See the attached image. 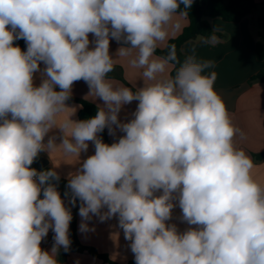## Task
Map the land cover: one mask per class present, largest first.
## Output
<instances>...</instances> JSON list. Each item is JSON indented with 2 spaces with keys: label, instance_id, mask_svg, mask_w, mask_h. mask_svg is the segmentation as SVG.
I'll use <instances>...</instances> for the list:
<instances>
[{
  "label": "clouds",
  "instance_id": "obj_1",
  "mask_svg": "<svg viewBox=\"0 0 264 264\" xmlns=\"http://www.w3.org/2000/svg\"><path fill=\"white\" fill-rule=\"evenodd\" d=\"M192 4L0 0V264H59L60 249L72 243L65 198L80 202L81 232L94 231L93 217H116L135 264H264V183L234 144L241 130L214 90L217 73H206L215 61L187 56L172 76L174 47L155 55L181 5ZM20 39L26 50L14 45ZM111 40L122 44L115 58ZM124 57L142 69L144 83L135 91L107 79ZM81 80L103 103L94 117L73 120L77 107L66 102ZM133 101L131 119L122 121ZM105 128L123 135L105 143ZM53 129L60 130L59 144L48 135ZM89 142L94 154L81 161ZM57 149L79 161L63 198L55 168L31 167L41 152ZM177 202L189 225L183 232L167 223ZM49 230L54 244L46 251L41 242Z\"/></svg>",
  "mask_w": 264,
  "mask_h": 264
},
{
  "label": "crops",
  "instance_id": "obj_2",
  "mask_svg": "<svg viewBox=\"0 0 264 264\" xmlns=\"http://www.w3.org/2000/svg\"><path fill=\"white\" fill-rule=\"evenodd\" d=\"M257 4L263 3L264 0H254ZM256 15V16H255ZM264 10L257 14L245 18L239 23H227L221 19H212L210 24L215 31L214 37L209 41L197 39L184 44L182 51L187 56L194 55L198 60L215 61V68L206 70V73L215 71L217 78L214 83V90L217 92L230 91L248 84L249 80L264 69V62L258 60L256 55V46L259 39L261 29L256 25V18L262 19ZM188 20L185 16L174 15L171 24L168 26V38L161 42L158 49H164L168 42L178 38L185 27L188 25ZM89 39L92 40V34H89ZM14 45L19 46L22 50H26V43L23 39L14 41ZM92 45H90L91 47ZM121 47L120 43L115 40L110 41V54L116 57L117 49ZM135 54V53H133ZM157 56V55H156ZM129 58H117L114 70L107 75V79L114 87L127 86L135 91L143 86L142 69L133 68L128 62ZM44 68L43 63L40 65ZM173 64H170L167 69V74L171 75ZM40 74H35V84L39 85ZM89 87L83 80L74 82L72 87V97L88 101L96 106L103 102L92 94H89ZM89 94V95H88ZM138 101H133L131 104L125 105L119 114L122 121L131 119V113L135 111ZM69 107H77V111L71 117L73 120H79V112L81 106L78 104H67ZM227 106V105H226ZM230 118L233 124L241 130V134H237L234 138L235 146L243 150L254 164L252 175L254 179L264 183V162H254V156L264 153V83H256L243 93L236 102L234 111H229ZM71 114L70 111L63 113L59 117L58 122ZM107 139L110 143L115 142L123 135L118 129L116 135H109L108 129L105 128ZM56 136V143L59 144L61 133L59 129H53L48 134ZM101 136V133L99 134ZM48 136L45 137V143ZM94 154V145L89 142L87 153H81V161L87 156ZM38 158H46L49 161L47 168H55L60 174V179L67 180L70 172H75L79 167V161L74 156H66L61 149H57L51 153L41 152ZM32 167V165H31ZM62 198L64 197L61 194ZM65 204L70 207V203L65 198ZM181 209L177 206L173 209V216L167 223H174L178 231L183 232L189 225L181 220ZM79 210L77 213V236L80 243L90 249L95 250L98 254L106 256L111 264H135L134 254L130 250V241L124 238L123 230L118 225V219L113 217L110 220L101 222L98 217H93L88 222L89 228H94V231L81 232L79 225L81 223ZM70 234V226H69ZM54 233L49 230L47 237L41 242V248L50 251L53 244ZM66 252L60 249V255ZM69 264H110L103 260L94 257L89 252L77 253L68 252Z\"/></svg>",
  "mask_w": 264,
  "mask_h": 264
},
{
  "label": "trees",
  "instance_id": "obj_3",
  "mask_svg": "<svg viewBox=\"0 0 264 264\" xmlns=\"http://www.w3.org/2000/svg\"><path fill=\"white\" fill-rule=\"evenodd\" d=\"M256 9L257 4L254 0H193V4L190 9H184L183 5H181V9L177 14L180 15V12L186 13V15L182 16H185L189 22L187 27H185L182 34L178 38L170 40L164 49L157 48L155 55L166 56L169 48L174 47L178 61L171 63L174 66L171 75L174 76L176 70L187 57V55L182 51L184 44L200 38L209 41L212 37H214L215 32L210 24V20L221 19L227 23H239L245 18L251 16ZM257 26L262 32L259 34L256 46V55L259 61L264 62V17L258 22ZM120 45L122 46V44ZM248 83L250 85L264 83V69L254 75ZM66 103L78 104L81 106L78 117L79 120L94 117L97 112L96 105L82 99L71 97V99ZM101 138L105 143L111 144L107 139L105 130L101 133ZM253 158L256 163L264 162V153L255 155ZM66 185L67 180L60 179L58 183V191L63 196L66 191ZM79 206L80 202L78 199L75 206L70 205L73 216V219L70 222V240L72 243L69 250L60 255L59 264H69L68 252H89L94 257L111 264L112 262H110L106 256L100 255L95 250L87 248L80 243L77 236V213Z\"/></svg>",
  "mask_w": 264,
  "mask_h": 264
},
{
  "label": "water",
  "instance_id": "obj_4",
  "mask_svg": "<svg viewBox=\"0 0 264 264\" xmlns=\"http://www.w3.org/2000/svg\"><path fill=\"white\" fill-rule=\"evenodd\" d=\"M250 84H246L244 86H241L239 88L230 90V91H223L218 92V94L221 95L222 99L224 100L225 104L227 105V109L229 111H234L236 108V102L238 98L245 93L249 88ZM49 165V161L46 158H37L33 164L32 167L37 169V171H43L45 170Z\"/></svg>",
  "mask_w": 264,
  "mask_h": 264
},
{
  "label": "rangeland",
  "instance_id": "obj_5",
  "mask_svg": "<svg viewBox=\"0 0 264 264\" xmlns=\"http://www.w3.org/2000/svg\"><path fill=\"white\" fill-rule=\"evenodd\" d=\"M257 4V3H256ZM264 10V4L263 3H258L257 4V9L256 11L254 12V14H257V13H260L261 11ZM256 16V15H255ZM256 25L258 24V22L260 21V19L256 18ZM262 32V31H261Z\"/></svg>",
  "mask_w": 264,
  "mask_h": 264
}]
</instances>
